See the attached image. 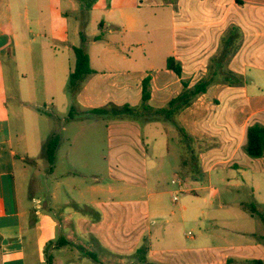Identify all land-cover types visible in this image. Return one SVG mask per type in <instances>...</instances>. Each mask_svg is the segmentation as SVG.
I'll return each instance as SVG.
<instances>
[{
	"label": "crops",
	"instance_id": "1",
	"mask_svg": "<svg viewBox=\"0 0 264 264\" xmlns=\"http://www.w3.org/2000/svg\"><path fill=\"white\" fill-rule=\"evenodd\" d=\"M43 1L0 0V264H29L15 175L17 160L23 157L14 150L6 63L17 59L18 48L25 50L32 23L56 39V49L59 45L64 50L84 46L88 54L94 73L86 77L74 96L65 98L63 88L75 61L59 81L62 105H71L79 112V119L113 102L131 107L142 104V82L148 76V104L159 110L181 94L182 80L192 87L208 75L218 74L206 93L175 115L179 127L159 115L144 121L129 117L109 121L106 139L112 147L102 157L114 162L108 171L122 185L104 184L101 176L94 175L96 183L89 187L90 197L72 200L73 209L61 213L60 245L53 246L57 251L51 264H250L246 262L253 260L264 264V208L263 220H249L255 214L247 203H219L220 208L227 206L226 213L235 219L211 220L207 227L205 220H197L198 215L191 217L196 220H155L162 218L163 212L149 201H156L160 194V149L169 154L168 140H174L165 123H173L178 132L180 186L186 185V176L194 182L204 175L211 180L214 171L229 177L230 170L246 176L250 169L264 177V158H251L244 149L247 128L264 126V0H95L91 25L97 28L90 36L79 28L80 45L68 38L64 0ZM66 2L73 11L78 10L75 0ZM31 15L35 22L29 20ZM47 16L50 21L43 22L41 18ZM15 17L22 18L21 30ZM84 22H80L81 27ZM100 34L102 38L95 40ZM230 39L233 44L229 50L238 49L225 55L224 45ZM170 57L181 64V77L167 69ZM227 71L237 75L241 83L226 82ZM59 139L60 145L62 136ZM125 160L149 161L153 174L141 176L128 164L126 169L132 173L128 177L125 166L120 167ZM115 170L121 174L116 175ZM249 182L252 191L262 187L255 179ZM243 184L234 183L236 189ZM196 190L195 186L190 188L191 192ZM116 197L121 200L116 201ZM82 206L90 212L80 213ZM42 207V201L32 197L33 216L41 222ZM189 223L195 225L197 235L188 236V232L184 238ZM188 238L193 242L187 243ZM144 244L147 253L140 260L137 250Z\"/></svg>",
	"mask_w": 264,
	"mask_h": 264
},
{
	"label": "rangeland",
	"instance_id": "2",
	"mask_svg": "<svg viewBox=\"0 0 264 264\" xmlns=\"http://www.w3.org/2000/svg\"><path fill=\"white\" fill-rule=\"evenodd\" d=\"M78 10L73 11L64 0L63 18L66 19L68 38L76 45H80L78 31L81 28L90 36L97 27L91 25V8L95 0H75ZM47 0L43 1L46 4ZM43 22L50 21V17L41 18ZM31 22L36 18L31 15ZM84 22V27L80 22ZM16 27L21 30L22 18L15 17ZM109 33H106V35ZM84 35V34H83ZM27 45L25 50L18 48L17 61L6 63V83L8 86V105L12 123L13 144L16 153L23 159L17 160L15 171L20 205L22 212L23 228L25 235V251L29 264H49L50 257H56L57 248L53 246L59 241L58 220L62 219L64 210L73 209V201H85L89 196V187L96 182L94 175L101 176L104 184L119 187L122 182L115 181L108 171V166L114 162L107 161L105 152L112 145H107V126L112 115H88L78 118L79 112L73 111L74 121H70V106L62 105L60 93V79L62 74L70 68L75 61L72 49L64 50L59 44L56 49V39L45 29H38L34 23L27 30ZM81 36V35H80ZM93 46L90 45V49ZM57 55V58H56ZM57 59V60H56ZM69 81V78H68ZM65 98L70 97L68 83L63 88ZM141 103L136 106L139 112L133 115L139 121H144L147 114L140 109ZM110 107H121L114 102ZM81 115V114H80ZM85 115V113H84ZM67 121L64 122V120ZM65 126V130L62 128ZM164 127L171 128L174 140H168L169 154L162 148L159 161L161 173L160 194L156 201L149 199L154 207L156 204L163 212V217H155V220H205L210 227L211 220H234L226 213V208H220L219 203L230 205L236 202H245L249 206L254 205L259 215L254 219L263 220L261 213L264 208V177L261 174H253L249 169L246 176L239 172L227 173L214 171L211 180L204 175L199 182H194L190 176H186V185L180 186L178 178L181 176L179 158L178 132L173 123H165ZM159 128L161 129L160 125ZM161 131H163L161 129ZM165 132V131H164ZM109 134L111 135L110 131ZM160 139V132H159ZM53 136H62V141L57 150V163L51 171V166L46 157V145ZM65 138H70L71 141ZM149 153L150 150H149ZM144 174L152 175L151 162L145 160L120 162V167L125 166V174L132 175L126 168L127 165ZM119 167V170H120ZM219 168L222 166H218ZM217 167V168H218ZM115 174L119 175L115 170ZM219 175V176H218ZM224 177L225 182L220 178ZM261 182L259 191H252L253 187L249 179ZM177 184H172V181ZM229 181V183H228ZM239 181L246 183L239 189L234 183ZM193 182V183H190ZM247 184V185H246ZM197 187L196 192H191V187ZM185 188L188 191L183 190ZM80 192L83 193V198ZM32 197L42 201L41 213L44 221H38L32 213ZM176 198V201L174 200ZM121 200L120 197L115 198ZM89 209L82 206L80 213H89ZM187 217L188 219H182ZM193 216V218H191ZM220 227L222 224H219ZM190 232V234H188ZM197 235V229L193 223H189L184 230V238ZM187 243L193 242L186 239Z\"/></svg>",
	"mask_w": 264,
	"mask_h": 264
},
{
	"label": "trees",
	"instance_id": "3",
	"mask_svg": "<svg viewBox=\"0 0 264 264\" xmlns=\"http://www.w3.org/2000/svg\"><path fill=\"white\" fill-rule=\"evenodd\" d=\"M140 3L144 0H139ZM82 42L86 41L83 33L80 34ZM102 38V35H98L95 37V40H99ZM232 39L226 41L224 45L223 54L228 55L232 54L234 50L238 49L236 46L234 49L229 50V45H232ZM75 54V67L74 70L69 75L68 81V89L72 96H74L80 88L81 83L88 77L93 74L94 71L90 67V61L88 54L84 48V46L74 47L73 48ZM166 67L168 70L173 71L178 76H182V67L181 64L176 61L174 58L170 57L167 60ZM218 71V70H217ZM226 82L231 84H239L240 78L232 72H225ZM217 72L208 75L203 78L200 82L196 83L194 86L190 87L189 82L182 80L183 91L180 95L173 98L167 105V107L154 110L152 109L148 101L151 97V77H146L142 82V104L140 109L149 116H163L164 119L173 122L177 127L179 124L174 121L175 115H177L180 111L192 105V103L202 94L206 93L211 84L215 81V77L217 76ZM139 109L136 107H131L129 105H124L121 107H102L93 109L87 112L88 115H112L113 117H132L135 115ZM73 108L70 111V118H73ZM180 131H183L182 128H179ZM59 136H53L49 139L46 145V157L51 166V171L55 168L56 163V152L59 146ZM245 152L251 158H264V126L260 124H254L247 128L246 133V144H245ZM248 209L252 214L259 215L258 210L254 205L248 206ZM262 216V215H261ZM263 218V217H262ZM67 244V242H65ZM60 244L58 243L57 246ZM82 251H85L81 248ZM147 253V247L144 244L141 248L137 250V255L140 257V260L144 259ZM91 257L93 256L91 253H88ZM49 264H51V257L48 260ZM250 264H263L262 261L253 260L250 262H246Z\"/></svg>",
	"mask_w": 264,
	"mask_h": 264
},
{
	"label": "built area",
	"instance_id": "4",
	"mask_svg": "<svg viewBox=\"0 0 264 264\" xmlns=\"http://www.w3.org/2000/svg\"><path fill=\"white\" fill-rule=\"evenodd\" d=\"M174 200H176V198H174Z\"/></svg>",
	"mask_w": 264,
	"mask_h": 264
}]
</instances>
